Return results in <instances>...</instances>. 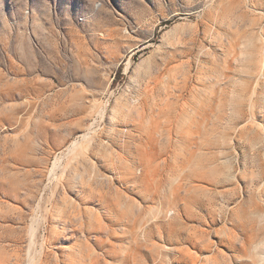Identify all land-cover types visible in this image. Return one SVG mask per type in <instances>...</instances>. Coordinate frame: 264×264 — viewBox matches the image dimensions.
Listing matches in <instances>:
<instances>
[{"label":"rangeland","instance_id":"rangeland-1","mask_svg":"<svg viewBox=\"0 0 264 264\" xmlns=\"http://www.w3.org/2000/svg\"><path fill=\"white\" fill-rule=\"evenodd\" d=\"M0 264H264V0H0Z\"/></svg>","mask_w":264,"mask_h":264}]
</instances>
